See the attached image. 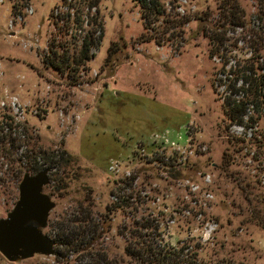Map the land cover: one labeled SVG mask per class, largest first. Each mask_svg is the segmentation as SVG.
<instances>
[{"label": "rangeland", "instance_id": "1", "mask_svg": "<svg viewBox=\"0 0 264 264\" xmlns=\"http://www.w3.org/2000/svg\"><path fill=\"white\" fill-rule=\"evenodd\" d=\"M232 1L164 0L148 20L135 0H101L102 42L72 85L49 65L52 39L81 44L58 20L68 4L0 0V219L37 160L57 203L45 233L97 229L76 250L0 253V264H142L126 247L144 242L188 244L204 264H264V117L230 125L221 73L252 58L264 74V0Z\"/></svg>", "mask_w": 264, "mask_h": 264}, {"label": "trees", "instance_id": "2", "mask_svg": "<svg viewBox=\"0 0 264 264\" xmlns=\"http://www.w3.org/2000/svg\"><path fill=\"white\" fill-rule=\"evenodd\" d=\"M64 1L66 4H68V11L63 14H59L58 20L63 21V26H65L68 31L72 29L71 25H74V30H81V32H84V34L81 36L82 39L80 46L75 48L74 53L69 52V49H67L64 45L56 44L55 39H52L50 43L51 55H49V65L53 69L60 72H68V75H70V77L73 79L71 84L75 85L78 82V77L77 75L75 76L73 67H75V65H83L87 61L91 60L95 55L94 49L99 46L100 42H102L103 34L97 32L98 28H102V19L98 11V6L101 0ZM135 1L140 6L143 12V17L148 20L150 19V16L163 17L167 11L163 3L164 0ZM169 1L173 2L175 0ZM225 1H231V6H234L232 0ZM230 17H235V14H231ZM230 23L234 24L235 21L231 19ZM85 24H87L89 28H86ZM237 24L240 25V22H237ZM59 47H65V49L60 51L58 50ZM112 50L117 53L119 48L117 49L112 47L109 51V57H111L113 54ZM211 56L217 57L219 55L217 52H212ZM225 69L226 67H223V72L221 73L226 74L228 79V83H226V93L225 96H223V105L226 117L228 118L231 126L240 125L249 127L250 125V127H254V124L258 123V119L264 117V74L261 72V67L256 65L254 59L251 58L246 60L243 64L237 62L228 72H226ZM72 71L73 74H71ZM46 164L47 162H44L41 167L39 166V162L35 160L34 164L32 165L33 172L37 173L47 168L43 167ZM49 165L52 166V164ZM107 219L108 217H105L104 222L102 223L104 231L106 230L104 224L108 222ZM75 223H77V219L75 220ZM80 225L81 226H79L80 230L78 233L72 228L73 235L70 237L71 239L65 240L68 237L66 236L64 239L62 234L58 235L54 239L56 241L57 247L56 254L58 251L62 253L60 250L61 246H65V248L68 249L72 247L76 250V241H79V244L82 243L79 240V237L87 232L89 227H94V230L90 231H97L95 223L93 224L90 222L84 226V220H81ZM83 239L85 240L86 237ZM94 241H96V237L91 238L88 244H86V242H84V244L86 247L87 245L90 247ZM145 244L146 242L143 243V249L137 243H135V245L129 244L126 247L127 253H129L130 256H133V258L137 260L138 263L204 264L203 262L199 261L196 252L195 254H192L194 247L191 250L190 245L188 244L180 247L163 245L162 243L150 244L151 246ZM198 247L200 248V245ZM196 250H198V248H196L194 251Z\"/></svg>", "mask_w": 264, "mask_h": 264}, {"label": "water", "instance_id": "3", "mask_svg": "<svg viewBox=\"0 0 264 264\" xmlns=\"http://www.w3.org/2000/svg\"><path fill=\"white\" fill-rule=\"evenodd\" d=\"M51 167L26 173L19 185V199L7 217L0 219V253L10 262L35 255H55L56 241L45 233L57 203L45 192Z\"/></svg>", "mask_w": 264, "mask_h": 264}, {"label": "built area", "instance_id": "4", "mask_svg": "<svg viewBox=\"0 0 264 264\" xmlns=\"http://www.w3.org/2000/svg\"><path fill=\"white\" fill-rule=\"evenodd\" d=\"M13 99H14V101L12 102V105H13V106H16V98L13 97ZM2 105H3V106H6V105H7L6 102H5L4 100L2 101Z\"/></svg>", "mask_w": 264, "mask_h": 264}]
</instances>
